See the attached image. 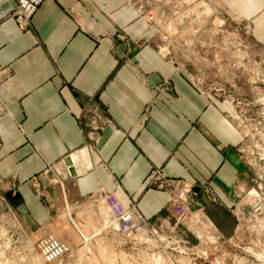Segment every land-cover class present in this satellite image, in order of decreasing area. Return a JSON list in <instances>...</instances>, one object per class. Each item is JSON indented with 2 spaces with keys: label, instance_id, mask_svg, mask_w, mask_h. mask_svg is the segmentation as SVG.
<instances>
[{
  "label": "crops",
  "instance_id": "0c3cea01",
  "mask_svg": "<svg viewBox=\"0 0 264 264\" xmlns=\"http://www.w3.org/2000/svg\"><path fill=\"white\" fill-rule=\"evenodd\" d=\"M229 5L264 42V0ZM15 6L0 0L5 13ZM163 36L143 0H44L26 30L0 18V194L32 236L80 247L112 220L103 192L151 221L166 214L172 197L152 183L154 168L210 184L220 200L212 214L251 186L235 105L197 85ZM90 100L110 120L94 139L83 118ZM49 167L71 174L54 181Z\"/></svg>",
  "mask_w": 264,
  "mask_h": 264
},
{
  "label": "rangeland",
  "instance_id": "374dc122",
  "mask_svg": "<svg viewBox=\"0 0 264 264\" xmlns=\"http://www.w3.org/2000/svg\"><path fill=\"white\" fill-rule=\"evenodd\" d=\"M143 2L146 9L155 11L172 56L189 70L197 85L235 105L237 123L247 133L242 153L253 172L251 186L236 195L229 214L211 213L209 206L220 205V200L209 204L208 219L203 216L198 224L194 217L198 226L195 234L187 231L189 238L194 245L200 243L198 234L204 238L200 246L208 256L204 264H264V42L253 34L247 20L237 19L241 13L230 11L231 0ZM170 22L176 31L165 29ZM223 217L228 225L222 227L219 220ZM107 232L88 233L91 236L80 247L71 245L73 251L57 264H178L157 255L151 259L158 251L174 252L139 245L137 233L133 239L120 235L113 239L106 237ZM70 233L76 235L73 229ZM39 240L23 228L0 194V264H44ZM105 255H112L113 261H106ZM141 255L145 256L139 259Z\"/></svg>",
  "mask_w": 264,
  "mask_h": 264
},
{
  "label": "built area",
  "instance_id": "2783aa9c",
  "mask_svg": "<svg viewBox=\"0 0 264 264\" xmlns=\"http://www.w3.org/2000/svg\"><path fill=\"white\" fill-rule=\"evenodd\" d=\"M43 1L16 0V6L11 13H5L0 8V18L15 17L21 29H29L33 16ZM144 16L152 20L154 13L147 12ZM165 86L170 88L168 81L160 84L158 88L164 89ZM83 118H85L84 126L89 129L92 139L110 121L104 107L94 100L86 103ZM46 172L50 179L54 181L71 174L69 169L55 172L52 167H49ZM149 178L156 186L167 190L171 194L172 208L166 214L158 215L150 221L135 209L124 206L114 193L103 192L98 199L112 219L111 223H107L109 225L105 227V229H108L107 233L109 236L112 235L113 239L117 237L115 235L133 239L131 236L138 234L141 237V239L139 238V245H156L159 248L162 247V249L167 247V249L174 252V254L168 253L167 255L158 251V254H152V256L146 254L147 258L154 259V256L157 255L156 257H164L165 261L172 260V262L178 264H180V260L189 261L191 264H204L208 258L207 253L200 247L204 245V238L198 234L201 244L194 245L187 231L194 233L198 226L194 217L197 218L198 224L201 217L206 216L208 219L206 209L209 204L219 202L217 194L208 183L196 186L183 178L169 176L159 168L152 169ZM38 244L44 264L62 262L63 258L73 251L69 242L54 234L42 237ZM144 256L141 255L139 259ZM177 256L179 257L177 258Z\"/></svg>",
  "mask_w": 264,
  "mask_h": 264
},
{
  "label": "bare ground",
  "instance_id": "6f19581e",
  "mask_svg": "<svg viewBox=\"0 0 264 264\" xmlns=\"http://www.w3.org/2000/svg\"><path fill=\"white\" fill-rule=\"evenodd\" d=\"M140 214V213H139ZM105 257L107 258H105L106 259V261H108V262H112L113 261V257H112V255H105Z\"/></svg>",
  "mask_w": 264,
  "mask_h": 264
}]
</instances>
